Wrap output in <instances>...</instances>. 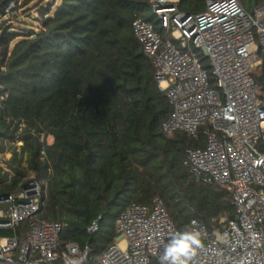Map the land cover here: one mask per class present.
<instances>
[{
  "label": "trees",
  "instance_id": "obj_1",
  "mask_svg": "<svg viewBox=\"0 0 264 264\" xmlns=\"http://www.w3.org/2000/svg\"><path fill=\"white\" fill-rule=\"evenodd\" d=\"M262 1L241 0L248 10ZM206 3L178 7L199 13ZM137 16L162 32L151 0H0V154L12 153L11 172L0 165V195L19 190L30 173L46 180L40 218L62 223L60 247L89 244L88 264L100 262L133 202L161 197L179 230L192 219L212 228L235 215L226 186L198 181L184 164L202 137L162 132L172 107L133 33ZM253 75L264 99V53Z\"/></svg>",
  "mask_w": 264,
  "mask_h": 264
},
{
  "label": "built area",
  "instance_id": "obj_2",
  "mask_svg": "<svg viewBox=\"0 0 264 264\" xmlns=\"http://www.w3.org/2000/svg\"><path fill=\"white\" fill-rule=\"evenodd\" d=\"M178 2L151 0L162 32L140 16L132 30L172 107L163 134L202 137L184 164L198 181L226 186L235 208L234 217L212 228L191 220L207 233L191 264H264V99L253 75L263 60L264 0L253 10L241 0H207L199 13L180 10ZM5 161L0 165L11 172ZM47 193L48 182L30 173L19 190L0 195V264H88L89 244L60 247L62 223L40 218ZM100 218L89 233L99 230ZM115 227L98 264H159L161 242L179 231L159 196L129 204Z\"/></svg>",
  "mask_w": 264,
  "mask_h": 264
},
{
  "label": "clouds",
  "instance_id": "obj_3",
  "mask_svg": "<svg viewBox=\"0 0 264 264\" xmlns=\"http://www.w3.org/2000/svg\"><path fill=\"white\" fill-rule=\"evenodd\" d=\"M206 239L207 233L197 227V221L193 220L189 226L171 233L166 241L161 242L159 264H191L205 246Z\"/></svg>",
  "mask_w": 264,
  "mask_h": 264
},
{
  "label": "rangeland",
  "instance_id": "obj_4",
  "mask_svg": "<svg viewBox=\"0 0 264 264\" xmlns=\"http://www.w3.org/2000/svg\"><path fill=\"white\" fill-rule=\"evenodd\" d=\"M48 1H50V0H46V2H48ZM34 12H35V10L25 13L24 16H23V18H27L29 15L33 14ZM15 23H17V22L15 21ZM211 84L213 85L214 83L211 82ZM261 89H263V86H261ZM48 141L51 142L52 141V137H48ZM20 144H21V142L18 143V145H20ZM11 156H12L11 150L10 151H7L4 154H0V163H4L2 161H4L5 159L6 160H9Z\"/></svg>",
  "mask_w": 264,
  "mask_h": 264
},
{
  "label": "water",
  "instance_id": "obj_5",
  "mask_svg": "<svg viewBox=\"0 0 264 264\" xmlns=\"http://www.w3.org/2000/svg\"><path fill=\"white\" fill-rule=\"evenodd\" d=\"M263 249H264V244H263Z\"/></svg>",
  "mask_w": 264,
  "mask_h": 264
}]
</instances>
